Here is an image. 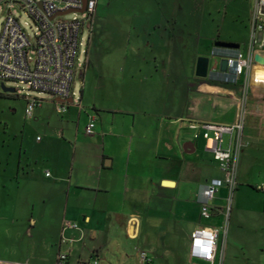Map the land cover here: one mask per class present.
Instances as JSON below:
<instances>
[{
	"label": "crops",
	"instance_id": "crops-1",
	"mask_svg": "<svg viewBox=\"0 0 264 264\" xmlns=\"http://www.w3.org/2000/svg\"><path fill=\"white\" fill-rule=\"evenodd\" d=\"M147 1L154 4L153 9L128 15L131 23L125 36L127 41L131 38L126 51L133 58L127 80L150 84L148 89L141 86L137 91L141 99L138 106V101L133 107L100 104L91 93L94 83H98L94 75L106 82L104 68L90 74L89 65L83 72V78L88 75L92 83L89 109L82 112L80 105L71 116L77 113L79 121L85 113V133L79 135L76 131L74 136L85 138L86 151L75 154L71 161L57 164L54 180L47 183L48 195L60 196L55 200L61 201L55 237L41 240L55 249V263L51 264L57 261L65 221L80 227V230L67 229L65 233L75 239L66 245L68 264H222L220 247L214 262H210L193 258L191 242L188 250L184 244L183 235L193 234V238L207 220L200 215L202 186L222 176L219 163L207 148L202 124H233L240 102L245 100L247 113L239 157V184L248 181L246 169L255 166L260 156L264 157V65L247 68L237 83L221 77H197V58L210 56L216 43L222 41L216 40L211 30L203 35V22L198 24L195 14L162 10V3L177 0ZM95 34L98 35L94 21L90 42ZM99 41L102 42L96 38L97 45ZM235 44L245 52L240 43ZM149 51L152 57L146 55ZM120 71L124 73L126 67L121 66ZM133 77L136 79L132 80ZM98 88L106 86L101 83L95 89ZM85 91L82 99L88 96ZM230 106L235 107L232 119L226 117ZM92 119L96 126L89 135L86 127ZM181 123L194 131V140L180 137ZM65 134L73 137V133ZM188 142L194 143V151H185ZM198 143L209 154L186 158L183 154L194 153ZM25 151L24 157L20 152L7 162L11 165L10 176L4 175L2 183L4 203L9 204L12 197L14 205L21 204L20 209L23 205L35 208L32 198L35 170ZM46 177H52V173L46 172ZM9 181L13 183L11 187ZM221 189L225 190L223 197L212 201L213 207L218 208L213 211L216 218L222 217L221 208L226 206L227 188ZM28 222V227L21 228L22 235L32 238L29 244L34 251L38 242L36 228L42 222L33 217ZM11 230L15 233L13 226ZM14 238L18 236L14 234L11 243L18 242ZM12 247L11 253L15 252ZM2 258L10 260L9 255L0 256V261L18 262V258L10 261Z\"/></svg>",
	"mask_w": 264,
	"mask_h": 264
},
{
	"label": "rangeland",
	"instance_id": "rangeland-1",
	"mask_svg": "<svg viewBox=\"0 0 264 264\" xmlns=\"http://www.w3.org/2000/svg\"><path fill=\"white\" fill-rule=\"evenodd\" d=\"M254 1L177 0L175 3L164 2L161 6L163 11L181 10L195 14L196 22L200 25L203 22L201 26L204 27L203 35L211 30L216 40L240 43L245 48V56L250 59L249 69L251 70L257 64L264 65V48L257 46L249 53ZM153 7L154 4L147 0H98L95 11V27L98 35H93L91 42H89V30H84L80 36L77 66L81 70L86 69L87 71L91 65L90 74H95L103 67L106 72V80H104L106 82L99 81L98 76L94 75V80L98 83H94V89L91 93V78H87L88 75L86 78H81L78 74L71 88L73 102L68 104L69 109L65 113L59 114L56 111L54 97L51 93L40 94L27 85L15 82H7L6 84V86L16 88L13 93H3L0 87V256H12L10 260L18 258V262L14 261L16 263L51 264L54 262V247H51L49 243L41 242V240L47 238L49 241L51 237H55L57 225L55 222L58 221L61 201L55 200L56 198L59 199L60 196L54 197L52 194L53 197H51L48 195L47 183L54 180L57 164L64 160L71 161L75 154L81 155L82 152L86 151L83 148L85 138L74 136L76 131L79 135L85 133L83 130L85 113H82V118L79 121L77 113L75 116H71V114H74L76 109L79 110L78 106L80 105L82 112L89 109L87 106L90 100L89 93L93 94L100 104L133 107V104L138 101V106L141 99L137 91L141 86L148 89L150 84L127 80L133 59L126 51L127 42H131V38L129 41L125 40L131 23V19L127 16L132 13L151 10ZM10 10L19 18L30 39L34 40L38 33L37 26L23 10L13 4H0V36ZM87 16L88 12H73L67 14L65 18L84 19ZM128 37H130L129 34ZM96 38L102 40V42H98L99 45H97ZM146 55L152 57V52L149 51ZM216 62L215 59H212V64L215 65ZM121 66L126 67L124 73L120 71ZM148 69H152V67L148 66ZM134 79L136 77H133L132 80ZM100 82L105 84V89H95L101 84ZM85 90H87L88 96L85 95V98L82 99ZM25 95L44 100L43 105L37 107L32 116H28L26 113L27 100L24 98ZM234 114L235 107H228L226 117L232 119ZM98 124L100 125V122ZM180 125V137L194 140V131L182 123ZM63 133H66L65 135L73 133V137L63 136ZM37 137L42 140L39 139L38 141ZM63 139L66 140L65 143H62ZM78 139L80 140L77 143ZM227 142L228 136H225V145ZM24 151L26 152L25 156L31 159L35 170L36 180L35 183H32L33 188H35V197H32L35 200V208L23 205V208L20 209L21 204L14 205L12 197L9 204L4 203L2 183L4 175L10 176L11 165L7 162L12 161L20 152L24 157ZM208 154L209 152L206 151L205 147L198 143L194 153H184L183 155L186 158L195 159L200 155L203 157ZM246 171L249 175L248 181H243L242 184L238 183L237 185L225 236V216L222 215L220 218L212 216L211 219L204 220L201 224L202 228L213 227L221 230L218 245L222 264H264V191L256 188L264 183V157L260 156L256 165L247 168ZM46 172L49 175L52 173V177H46ZM223 177L224 173L222 172L221 178ZM12 184L9 181L8 186L11 187ZM223 194H225V190L221 189L216 193V198L223 197ZM30 217L42 222L36 228L35 233L38 242L35 243L34 251L29 244L32 238L29 239L26 235H22L24 229H21L22 226H29ZM12 226L15 233H12ZM14 234L15 237L18 236V239H13L18 240L17 243H11ZM192 235H183L186 249L190 246ZM20 237L21 239H19ZM14 244L15 246L12 247ZM11 247L15 252H9ZM25 249L27 250L22 252ZM2 259L10 261L8 258Z\"/></svg>",
	"mask_w": 264,
	"mask_h": 264
},
{
	"label": "built area",
	"instance_id": "built-area-1",
	"mask_svg": "<svg viewBox=\"0 0 264 264\" xmlns=\"http://www.w3.org/2000/svg\"><path fill=\"white\" fill-rule=\"evenodd\" d=\"M83 0H0V4L16 5L30 17L38 28L34 40L30 39L27 30L19 18L10 10L0 36V87L7 82L27 85L42 93H51L54 97L56 111L63 114L68 110L69 98H73L71 88L81 69L77 66L80 36L84 30L89 35L95 21V11L98 0H87L85 11L88 16L84 19H67L65 16L71 11L59 14L60 10L80 9L84 7ZM251 40L249 53L257 46L264 48V0H255L251 16ZM90 42V37H89ZM215 52L228 57L231 73H219L211 78H224L237 83L240 76L250 67V59L245 52L239 49L214 47ZM16 89V88H15ZM3 92V90H2ZM27 100L26 113L32 116L35 109L43 105L42 98L25 95ZM245 100H241L236 121L233 124L203 123L204 137L207 139V148L212 151L219 163L223 178H214L202 186L199 198L203 219H210L213 211L212 201L216 193L223 186L227 188L226 206L221 208L225 216L224 236L229 223L233 196L238 185L239 157L243 147L245 116L247 113ZM95 119L86 127V133H94ZM229 136L225 145V136ZM199 134H196L198 137ZM38 139H40L38 137ZM49 175V173H47ZM264 191V183L257 186ZM67 229H79L77 223L65 221L60 241V251L56 264H68L69 249L67 244L74 241L65 233ZM221 230L211 227L200 229L191 241L190 254L193 258L214 262L219 251L218 241ZM65 246V249L62 247ZM0 264H13L0 261ZM19 264V263H17ZM27 264V263H26ZM97 264V262H95Z\"/></svg>",
	"mask_w": 264,
	"mask_h": 264
},
{
	"label": "water",
	"instance_id": "water-1",
	"mask_svg": "<svg viewBox=\"0 0 264 264\" xmlns=\"http://www.w3.org/2000/svg\"><path fill=\"white\" fill-rule=\"evenodd\" d=\"M84 7L80 9H69V10H60L58 13L63 14L71 11H85V5L87 3V0H83ZM216 47L221 48H229V49H239L240 45L231 43V42H217ZM212 59H217V62L212 64ZM231 68L228 63V57L225 55H222L218 52H215L214 50L211 52L210 56H199L197 58V64H196V76L200 78H211L213 75L219 74V73H231ZM2 90L4 93H13L16 91L14 87L6 86L5 84L2 85ZM68 101L72 102L73 98H69ZM184 149L186 152H192L195 149L193 142H188L186 145H184Z\"/></svg>",
	"mask_w": 264,
	"mask_h": 264
},
{
	"label": "trees",
	"instance_id": "trees-1",
	"mask_svg": "<svg viewBox=\"0 0 264 264\" xmlns=\"http://www.w3.org/2000/svg\"><path fill=\"white\" fill-rule=\"evenodd\" d=\"M83 72H84V71L82 70V71H81V77H82V78H83ZM256 188H257V187H256ZM257 190H258V189H257Z\"/></svg>",
	"mask_w": 264,
	"mask_h": 264
},
{
	"label": "flooded vegetation",
	"instance_id": "flooded-vegetation-1",
	"mask_svg": "<svg viewBox=\"0 0 264 264\" xmlns=\"http://www.w3.org/2000/svg\"><path fill=\"white\" fill-rule=\"evenodd\" d=\"M4 93V92H3Z\"/></svg>",
	"mask_w": 264,
	"mask_h": 264
}]
</instances>
